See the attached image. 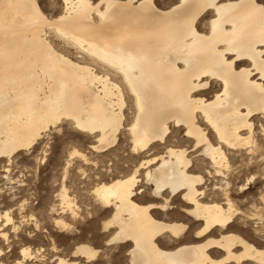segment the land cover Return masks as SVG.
<instances>
[{"label": "bare ground", "instance_id": "obj_1", "mask_svg": "<svg viewBox=\"0 0 264 264\" xmlns=\"http://www.w3.org/2000/svg\"><path fill=\"white\" fill-rule=\"evenodd\" d=\"M52 38L77 57L57 49ZM254 121L264 137L260 0H177L166 8L155 0H63L51 17L38 0H0V160L31 150L64 122L94 139L90 148L99 152L114 146L122 131L138 154L167 144L171 128L184 131L188 147L166 145L140 164L153 165L144 173L145 195L139 169L92 190L109 213L105 244L119 246L127 264H264V250L231 231L239 212L230 185L241 179L232 169L235 153L264 159ZM70 156L87 160L77 149ZM199 160L211 168H198ZM205 173L230 175L217 186L222 198L207 197ZM146 197L151 201L142 204ZM58 198L75 218L78 207L64 184ZM13 223L10 210L0 212L6 242L4 229ZM55 223L71 227L62 218ZM31 252L22 248L15 264L32 259ZM99 252L85 242L73 255L101 264Z\"/></svg>", "mask_w": 264, "mask_h": 264}, {"label": "rangeland", "instance_id": "obj_2", "mask_svg": "<svg viewBox=\"0 0 264 264\" xmlns=\"http://www.w3.org/2000/svg\"><path fill=\"white\" fill-rule=\"evenodd\" d=\"M38 1L43 11L50 17L62 11L63 0ZM155 1L163 8L177 2V0ZM260 1L264 3V0ZM209 15L206 14L204 20L200 22L199 27L202 30L206 28ZM52 40L57 49L64 51L73 59L77 57L73 48H68L58 39L52 38ZM217 89V86L211 88L210 95ZM129 115L130 111H126V116ZM254 122L256 127L254 139L259 151L262 152L264 137L260 124ZM171 129L167 144H156L151 151L139 152V155L132 151V143L125 131L118 135L114 146L99 152L90 148L95 142L94 139L84 136L64 122L44 132L31 150L20 151L11 160L6 158L0 160V212L10 210L14 221L11 226L4 229L9 235V241L0 238V249L3 251V256L0 255V264H15L17 260H22L20 252L24 247H29L34 256L24 261V264H56L55 259L58 256L79 261L80 264H90L84 257L73 255L76 245L85 242L99 249V263L127 264V256L119 246L105 244L109 233L103 232V224L109 213L101 208L92 190L101 182H110L139 169L138 176L142 180L139 191L142 192L141 195L148 193L144 173L147 168H153V165L140 167V164L158 153L165 152L166 145L189 146L185 142L183 130ZM74 149L83 152L87 160L78 156L72 158L70 153ZM241 152L235 153L236 164L232 167V169L238 168L241 179L230 185V197L233 204L238 206L239 212L231 231L264 250V159L258 157L256 152L254 154ZM206 162L199 160L196 166L203 171L206 168L210 169L211 166L206 165ZM227 178L212 179L205 173L204 189L207 197L222 198V192L218 187H221V184L223 186L228 181ZM63 184L78 207L75 218H72L67 210L63 211L64 208L58 198ZM150 201V198L146 197L142 204ZM179 203L173 200L174 206ZM56 218L64 219L71 224V227L69 229L58 227L55 225ZM219 254L217 258L223 253ZM230 264L256 263L243 261Z\"/></svg>", "mask_w": 264, "mask_h": 264}]
</instances>
